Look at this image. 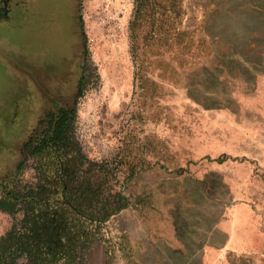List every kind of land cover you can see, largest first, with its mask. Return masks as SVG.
<instances>
[{
    "label": "rangeland",
    "instance_id": "1",
    "mask_svg": "<svg viewBox=\"0 0 264 264\" xmlns=\"http://www.w3.org/2000/svg\"><path fill=\"white\" fill-rule=\"evenodd\" d=\"M147 1L133 28L136 0H78L80 41L54 0L0 33V198L37 182L24 146L64 108L129 200L80 264H264V0ZM23 216L0 208V238Z\"/></svg>",
    "mask_w": 264,
    "mask_h": 264
},
{
    "label": "trees",
    "instance_id": "2",
    "mask_svg": "<svg viewBox=\"0 0 264 264\" xmlns=\"http://www.w3.org/2000/svg\"><path fill=\"white\" fill-rule=\"evenodd\" d=\"M136 3L133 28L153 16L147 0ZM164 14L178 16L180 12L167 6L161 17ZM155 35L153 32L147 38ZM172 36L159 39L169 41ZM141 39L134 31L136 58L140 56ZM70 115L71 111L64 108L49 114L47 126L24 146L28 156L34 157L39 177L24 193L10 192L0 198L3 211H24L22 220L0 238V264H80L86 249L100 239L92 225L101 226L129 205L123 186L117 188L116 170L89 159L73 140Z\"/></svg>",
    "mask_w": 264,
    "mask_h": 264
},
{
    "label": "flooded vegetation",
    "instance_id": "3",
    "mask_svg": "<svg viewBox=\"0 0 264 264\" xmlns=\"http://www.w3.org/2000/svg\"><path fill=\"white\" fill-rule=\"evenodd\" d=\"M46 1L47 0H0V33L2 31L13 32L11 30L15 29L17 25L27 24L28 21L32 19L33 17L38 18L39 15L44 12L43 9L46 6L45 5ZM54 1L56 5L59 4L58 5L59 14L70 18L72 21L73 19L77 20L78 29L75 30V33H76V36L78 37V41H80V38H81L80 18L81 17L79 15L78 0H54ZM4 44L6 43L2 39H0V59L3 58L4 55L6 56L9 54L3 51ZM77 49H78V53L80 54L81 45L77 46ZM17 55L22 56L25 62V63H22L21 66L19 65V68L31 69V67L29 66L34 64V67H36V69H33V70L34 71L39 70V74L37 73L35 77L37 82L50 85L49 83L50 80L46 79L44 75L41 73L42 71L41 69L42 68L47 69L49 67V64L38 63V66H37L35 64V61L31 62L30 64V60L28 58H25L26 57L25 54L19 53ZM79 61H80V58L78 59V62ZM30 71L32 72V69Z\"/></svg>",
    "mask_w": 264,
    "mask_h": 264
},
{
    "label": "crops",
    "instance_id": "4",
    "mask_svg": "<svg viewBox=\"0 0 264 264\" xmlns=\"http://www.w3.org/2000/svg\"><path fill=\"white\" fill-rule=\"evenodd\" d=\"M4 52L10 53V47L7 44H4Z\"/></svg>",
    "mask_w": 264,
    "mask_h": 264
}]
</instances>
